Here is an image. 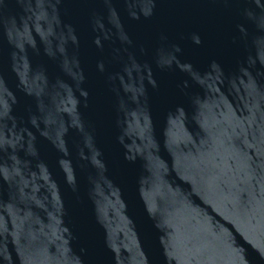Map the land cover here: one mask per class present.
<instances>
[{"label":"water","instance_id":"1","mask_svg":"<svg viewBox=\"0 0 264 264\" xmlns=\"http://www.w3.org/2000/svg\"><path fill=\"white\" fill-rule=\"evenodd\" d=\"M0 264H264V0H0Z\"/></svg>","mask_w":264,"mask_h":264}]
</instances>
